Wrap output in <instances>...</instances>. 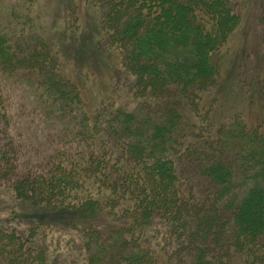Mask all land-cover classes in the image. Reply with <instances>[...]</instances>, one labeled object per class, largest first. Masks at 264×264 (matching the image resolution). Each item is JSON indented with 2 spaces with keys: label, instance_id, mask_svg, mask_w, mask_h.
<instances>
[{
  "label": "trees",
  "instance_id": "trees-1",
  "mask_svg": "<svg viewBox=\"0 0 264 264\" xmlns=\"http://www.w3.org/2000/svg\"><path fill=\"white\" fill-rule=\"evenodd\" d=\"M88 1L101 45L71 70L0 23V211L7 196L39 210L0 212V264H264V4L262 64L242 82L259 106L248 93L238 111L219 81L250 0ZM17 83L58 139L45 155L32 110L11 111Z\"/></svg>",
  "mask_w": 264,
  "mask_h": 264
},
{
  "label": "rangeland",
  "instance_id": "rangeland-1",
  "mask_svg": "<svg viewBox=\"0 0 264 264\" xmlns=\"http://www.w3.org/2000/svg\"><path fill=\"white\" fill-rule=\"evenodd\" d=\"M262 3L264 4V0H250L248 4L246 3L243 18L228 39L229 45H227V48L229 46V50L223 58L222 76L219 82L225 83L228 99H232L234 107L238 111L241 108V101L239 100L247 98L248 93L249 96L251 95L252 102L250 103H252L253 107L257 110L259 106L256 93H250L248 87L244 86L242 82L248 81L249 69L254 67L257 72L260 70L262 64ZM0 4V23L7 28V31L10 30L8 32L12 31V34H10L12 40L19 45L24 53L27 52V45H34L36 36H39L41 33V36L50 40L52 45L57 48L60 56H63L66 61L65 67L69 68L84 53L86 55L90 51L92 53L94 47L99 44L101 45V41H99L98 35L95 34V30L88 29L90 22L87 23V18L94 16L92 10L94 9V5H92L91 1L0 0ZM75 18L76 20L74 21ZM87 46L90 48L89 52H85L88 49ZM227 69H231L229 73ZM95 79L97 89L100 90L103 86L105 89L108 87L110 78L107 71L104 70V72L99 73ZM122 84L119 80L114 82V86H117V88L123 87ZM14 87V96L11 98V111H15L16 106L21 104L25 105L24 108L27 113L32 110L31 117L29 118L27 115L24 119V126L28 129V133L25 132L27 142L30 145V149L37 156L45 155L53 146L58 144V139L53 138V133L47 130L44 122L39 120L36 115V106L39 104L31 103L33 102L32 100L22 95V85L17 83ZM33 104L35 105L32 106ZM245 111L243 110L241 113L245 115ZM254 112L255 110L251 111L247 109L246 116L252 117ZM247 120H249L248 117ZM250 120L258 121L261 120V117L256 120ZM26 156L32 157V153H26ZM180 171L182 172V169ZM6 198H8V210L13 211L18 216H20V213L34 214L39 212L37 208L28 206L22 202H16L8 196ZM10 207L14 208V210ZM8 210L3 209V211H0L1 217L5 219L9 218L10 214H8ZM64 239L66 237L60 240ZM62 245V243H58L57 249H59V252L63 247ZM78 250L80 252L79 246ZM90 250L94 252L96 249L92 247Z\"/></svg>",
  "mask_w": 264,
  "mask_h": 264
}]
</instances>
